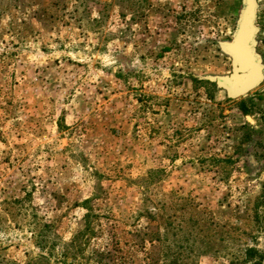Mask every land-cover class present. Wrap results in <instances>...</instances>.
Masks as SVG:
<instances>
[{
  "label": "rangeland",
  "instance_id": "rangeland-1",
  "mask_svg": "<svg viewBox=\"0 0 264 264\" xmlns=\"http://www.w3.org/2000/svg\"><path fill=\"white\" fill-rule=\"evenodd\" d=\"M251 4L235 96L248 0H0V264H264Z\"/></svg>",
  "mask_w": 264,
  "mask_h": 264
},
{
  "label": "water",
  "instance_id": "water-1",
  "mask_svg": "<svg viewBox=\"0 0 264 264\" xmlns=\"http://www.w3.org/2000/svg\"><path fill=\"white\" fill-rule=\"evenodd\" d=\"M254 13L248 0L247 15L240 24L235 39L228 51L235 57L236 65L229 82L235 96H243L251 91L262 79V69L251 54L249 43L254 34Z\"/></svg>",
  "mask_w": 264,
  "mask_h": 264
},
{
  "label": "trees",
  "instance_id": "trees-1",
  "mask_svg": "<svg viewBox=\"0 0 264 264\" xmlns=\"http://www.w3.org/2000/svg\"><path fill=\"white\" fill-rule=\"evenodd\" d=\"M247 258L250 260V261H253L255 262L256 258L255 256L258 255V251L255 250V249H250L248 250L247 252ZM43 257L41 256L39 259H42ZM259 260H261V257L259 258ZM256 263V262H255ZM260 263V262H259Z\"/></svg>",
  "mask_w": 264,
  "mask_h": 264
}]
</instances>
